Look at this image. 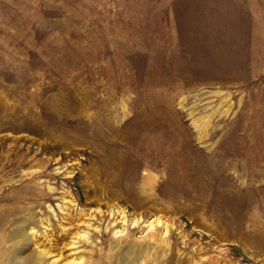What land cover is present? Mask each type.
Instances as JSON below:
<instances>
[{"label": "rangeland", "instance_id": "obj_1", "mask_svg": "<svg viewBox=\"0 0 264 264\" xmlns=\"http://www.w3.org/2000/svg\"><path fill=\"white\" fill-rule=\"evenodd\" d=\"M1 193L47 264H264V0H0Z\"/></svg>", "mask_w": 264, "mask_h": 264}, {"label": "bare ground", "instance_id": "obj_2", "mask_svg": "<svg viewBox=\"0 0 264 264\" xmlns=\"http://www.w3.org/2000/svg\"><path fill=\"white\" fill-rule=\"evenodd\" d=\"M226 111L227 110H225V112ZM202 121H203V118L194 119L195 123L202 122ZM6 197H7L6 194H3V193L0 194V200L5 199ZM61 207H62V204H61ZM15 210L13 207L5 208V206L4 207L0 206V264H44V262L47 264L46 258L52 257L54 254H51L50 250L46 246L40 248L39 250H37L36 253H34L33 255H30L29 257H27L28 256L27 255L26 256L27 259L26 257H23L20 254L21 248H19L20 246L18 247V245L21 244L22 246V243L25 240H28L29 237L34 238L35 236L38 235L39 230L38 229L36 230V226H30L31 224L29 223L28 231L26 232L25 230L26 226L20 224L14 229L12 228L13 230L9 232L8 236L7 234L4 233L3 229H5L6 224L11 220L10 216L15 214ZM95 211H96L95 209L91 210L90 212L80 211L78 213L79 217L76 214L77 215L76 216L77 219H75L76 221L72 219L73 215L68 216L67 218L69 224H71L72 226L73 224L76 226L77 225L79 226L75 232H71L72 236L70 240L67 243L66 242L63 243V244H66V246L70 244L68 249H71V252L65 255V256L67 255L70 256L69 264H83L86 262L84 255L80 254L79 253L80 251L77 249L79 248L80 246L79 243L81 242L82 243L83 242L93 243V240H92L93 236H91V233L88 231V229L85 228V226L82 227V223L86 224V227L90 226L92 224L90 220L96 218V214L93 213ZM108 214L110 215V219L106 227L107 229L111 228L114 231V234L123 233L130 226V224H133L135 227L144 226L150 232L151 234L150 236L153 238V240L156 241V239L158 238L159 242H161L162 237L165 238V236L168 233H170L168 223L162 220L159 216L145 219L143 218L144 216L142 217V216H139L138 214V215H134L133 217H131L130 214L127 213V210L123 208L122 209L112 208ZM96 229H97L96 233L100 234L103 232L101 226L97 225ZM43 232L46 233V231H43ZM157 234L159 236H157ZM48 236L49 235H47V237ZM47 240L49 241L48 243L50 244L51 242L50 238L49 239L47 238ZM8 242H12V243L7 244ZM63 253H64L63 251H60L59 254H57L58 256H54V258L50 260L49 264H66L65 262H63V257H62ZM38 254H42V255H38ZM93 264H97V263H93Z\"/></svg>", "mask_w": 264, "mask_h": 264}]
</instances>
